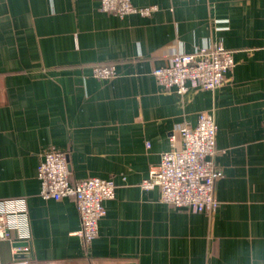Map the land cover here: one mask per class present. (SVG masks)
I'll list each match as a JSON object with an SVG mask.
<instances>
[{
  "label": "crops",
  "instance_id": "crops-1",
  "mask_svg": "<svg viewBox=\"0 0 264 264\" xmlns=\"http://www.w3.org/2000/svg\"><path fill=\"white\" fill-rule=\"evenodd\" d=\"M120 18L100 0H0V203L25 208L28 239L0 241V263L264 264V0H132ZM221 45L235 67L216 91H165L154 69L174 53ZM115 65L112 80L93 68ZM201 113L218 126L213 213L176 209L141 183ZM71 181L116 184L86 246L73 198L40 196L48 151Z\"/></svg>",
  "mask_w": 264,
  "mask_h": 264
},
{
  "label": "built area",
  "instance_id": "built-area-1",
  "mask_svg": "<svg viewBox=\"0 0 264 264\" xmlns=\"http://www.w3.org/2000/svg\"><path fill=\"white\" fill-rule=\"evenodd\" d=\"M100 10L124 18L130 14L150 16L157 6L137 8L132 0H100ZM235 67L234 52L221 45L201 48L194 54L174 53L166 65L154 69L157 84L165 91L186 94L190 89L216 91L225 83ZM94 77L112 80L117 75L115 65H99L93 68ZM218 126L212 114L201 113L197 126L180 130L182 144L172 137V148L164 152L156 169L141 183L143 190L158 188L160 201L176 209L194 213H213L219 208L214 194L215 183L223 176L215 163ZM40 196L45 200L60 201L73 198L81 218L80 236L90 246L99 236V223L106 216V202L114 200L116 184L111 179L90 177L76 183L71 181L67 154L48 151L37 168ZM27 218L25 208L6 210L0 203V241H10L15 234L28 239L22 223ZM0 264H29L27 260H15Z\"/></svg>",
  "mask_w": 264,
  "mask_h": 264
}]
</instances>
